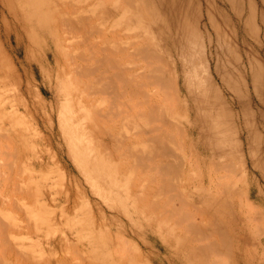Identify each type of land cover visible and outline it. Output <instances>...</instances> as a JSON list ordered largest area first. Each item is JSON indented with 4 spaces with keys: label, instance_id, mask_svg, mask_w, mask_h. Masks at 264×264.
<instances>
[{
    "label": "rangeland",
    "instance_id": "rangeland-1",
    "mask_svg": "<svg viewBox=\"0 0 264 264\" xmlns=\"http://www.w3.org/2000/svg\"><path fill=\"white\" fill-rule=\"evenodd\" d=\"M5 1L9 2L10 0ZM50 1L54 2L55 0ZM63 1L68 4L63 17H73L77 12L86 18L85 24L88 30H83L81 22L75 23L74 27L64 28L59 21L60 17H57L58 22H55L53 32L58 33L61 40L58 42L60 48L57 52L59 55L55 56V52H51L48 57L44 56L39 62L40 66L37 64V66L30 67L23 63V61L26 62L25 50L27 51L28 48H24V43L18 47L14 35V42L11 45L7 42L4 43L5 32H2V37L0 35V41L4 43L2 49L10 59H15L19 63L18 67L14 60L15 69L17 66L18 74L22 78L24 77V86L30 84L36 90L35 88L38 89V85L41 83L42 90L40 92L45 93H43L45 98L40 96L48 107L46 113L37 108L26 110L22 102L24 95L20 94L18 82H15L17 80L8 77L0 69V103L3 104L6 111L8 110L4 113L3 118L0 115V264H4L6 261V264H205L209 258L208 263H212L214 260L216 264H224L226 258V261H230L231 264L232 262L233 264H264V246L261 243V240H264V219H261L264 216V105L260 100L263 97L264 102V48H258V32L256 31H259L260 23L251 17L248 0L231 2L234 4L233 11L226 8L223 0H194L196 9L193 7L191 14H185L186 16L183 15L176 20L171 19L167 13V16L158 17L155 21L154 17L158 15H153L155 24L151 29L145 26L144 18L141 20L138 17L135 20L132 17V10H130L132 6L138 7L142 4L147 6L148 2L145 0H135V6L130 7L125 4L127 2L124 0ZM148 1L151 2V0ZM152 1L156 2L160 12L166 8L163 0ZM170 1L172 2V0H165L171 4ZM0 2L1 18L3 7L1 0ZM206 2L216 6L213 11L216 26H213L205 16L203 7L207 4ZM12 3L17 7L19 0H12ZM187 4L188 0H185V5ZM117 6L122 10H117ZM252 7L254 10L257 9L256 12L264 13L262 0H253ZM219 9L227 17L229 16L228 20L223 22L225 17L224 14H220ZM74 10L75 12H73ZM243 10L245 12L239 21L237 13L241 14ZM114 12H119V15L111 16ZM246 20H249L250 24L255 21L253 24L255 31L252 30L253 25L247 24ZM219 24L223 26L219 27ZM9 26L14 31V25L11 23ZM110 29L117 31L118 34L121 33L122 38L112 36V33L109 32ZM102 31L107 32L106 36L114 40L113 44L116 47L124 45L123 47L129 48L128 53L130 54H128L127 61L125 60L127 66L133 65V63H145L144 58L136 54V48L140 45L142 48L148 43L149 46H146L159 48L171 62L178 58L177 54L180 52L188 62L187 69L190 71L192 63L189 58L190 48H192L198 53V58L203 59L199 56H204V63L206 61L205 65L208 66L207 72L209 70L210 76H208L225 102L233 111L241 110L240 120H235V124L232 122V126L236 125L233 128H237L240 132V149L237 154L243 175L240 174L234 178L231 175L229 177L228 173H225L223 177L214 175L215 185L212 187V198L216 203L207 208L224 221L230 242L228 248L221 249L223 252L217 251L211 257H205L196 249L198 242H196L197 244L192 243L194 236L187 231L186 224L179 223L180 221L177 220L179 214L182 212L187 214L185 212L189 213V210H192V205L190 206L188 203L190 201L192 204V134H188L184 140L182 138V141L178 136L174 138V132L171 129L166 131L169 132L167 133L169 142L166 146L178 157H183L185 161L186 180L184 182L188 190L184 194L187 198L184 197L188 202L177 198L172 192L160 193L158 198L160 201L162 200V204L168 198L169 200L166 202L167 204H163L162 208L155 211L141 200L134 201L132 194L135 195L138 192L137 189L126 190L123 185L126 183L125 180L129 182V178L132 177L136 180H144L149 186V180L154 173L151 171L145 174L140 166L138 169L131 170L132 163L128 162L124 155L126 139L135 134L131 133V127L125 129L120 126L117 136L121 138V143H118L120 142L118 139L115 145L106 148L102 143L99 131L85 126V121L80 119L78 95L75 90H72L71 93L66 85L67 78L63 74V70L69 69L65 61V54L68 48H80L87 52L86 48H89L93 43L101 48L104 45L105 36ZM82 33L85 36L81 38L79 35ZM261 36L264 38L262 34ZM262 37L261 39H263ZM45 38L47 37L43 33L38 35L36 43L40 48L36 44L32 45V48H35V53H42L40 44L45 45ZM50 41L52 49H55V44L52 40ZM16 49L20 52L21 61L15 56ZM104 55L103 53L101 57ZM33 68L37 71V79L34 77ZM38 68H41L45 73V79L38 73ZM251 71L254 72V75L260 74L256 77L258 84L262 82L261 87L260 84L255 87L253 80L248 78V72ZM243 80H246L245 83ZM50 87L54 89V92H59L61 99L51 95ZM257 91H259L258 94ZM66 92L71 103L70 110L75 119L68 121L70 122L69 130L72 132V134L68 132L69 139L73 134L77 137L73 147L69 144L70 140L67 138L66 130H63L59 124V113L66 101ZM200 93L201 90L196 89V94L200 96ZM200 97L204 98L202 94ZM259 97L261 98L259 99ZM181 99L183 106H181L182 110L178 118H180V124L183 123L186 129V127L192 126L193 118L192 100L187 98L184 88ZM200 101L203 100L200 99ZM241 104L246 108H243ZM13 106L20 108L18 114L12 111ZM52 107H54L53 118ZM247 110L252 113L251 116ZM244 117L249 118L246 119L248 122ZM9 120H13L14 129L10 128ZM49 121L51 125H49ZM214 124L216 126L219 124L218 118ZM170 131L173 133L170 134ZM249 132L252 135H249ZM119 133L127 135V137L123 136L125 142ZM116 146L119 147L118 150ZM253 160L256 163H253ZM238 187L244 190V194L241 196H238V191L236 192ZM155 198L154 196L153 199ZM169 211L173 217L170 216ZM89 212H92L94 219L89 222L88 227H83L85 231H83L82 239L78 240L77 235L80 229L78 221L88 219ZM101 212L106 214V220L102 217ZM175 212L178 214L174 215ZM253 212L262 214H257L258 218H256L257 216L255 217ZM80 222L86 224L85 221ZM3 224L7 229L5 232L2 229ZM257 227L261 228L257 230ZM88 230L89 232L94 230L92 234L96 238L94 246L98 248L97 253L94 254L89 246L91 244H88L91 239ZM4 235H6V241L2 239ZM65 235L71 239L69 238L67 241L64 238ZM89 251L91 252L89 253ZM2 261L4 262L2 263Z\"/></svg>",
    "mask_w": 264,
    "mask_h": 264
},
{
    "label": "bare ground",
    "instance_id": "bare-ground-1",
    "mask_svg": "<svg viewBox=\"0 0 264 264\" xmlns=\"http://www.w3.org/2000/svg\"><path fill=\"white\" fill-rule=\"evenodd\" d=\"M1 1H2L1 5L3 7L2 8L3 11L1 14L2 19L0 18V35L2 37L3 36L2 32H5V36H4L6 37L4 41L5 44L6 42L10 43V45L13 44L14 42L13 35L15 36L14 38L17 42L18 47L21 45V43L25 44L22 45L24 46V48H28V49L27 51L25 50L26 62L23 61V63L30 65V67H34V65L37 66V64L39 65V62L43 59V57L44 56L48 57L51 52L53 53L55 52V56L59 55L57 52L58 48H60L58 46V42H60L61 40L58 37L59 34L53 32V26L55 22H58L57 17H60L59 21H61V25L64 28L65 27L67 28L68 26L74 27L75 23L81 22L84 27L83 30L86 31L88 30L85 24L86 18L80 16L77 12L73 17H68V18L63 17L64 15L63 13H65L68 5L63 0H55L54 2H51L50 0H19L17 7L13 5L12 0H10L9 2L5 0H1ZM134 1L135 0H124V2H127L125 4H128V7L134 5ZM145 1L148 2L147 6L143 4L141 6L139 5L140 7L132 6L131 7L132 9L130 8V10H132L133 13L132 17L135 20H137L138 17H140L141 20L142 18H144L143 19L145 20L144 23L146 22L145 26L150 29L155 24L153 20L154 18L156 21L158 17L164 15L167 16V13H169L168 15L170 16V18L176 20L177 18L183 17V15L185 14L188 13L191 14L192 8L194 7V0H192V2L191 0L190 1L188 0L187 5H185V0H172V2L170 1L171 4L163 0L162 2L164 6H166V8H164L163 12H160V10L157 9L156 2L152 0L151 2L148 0ZM233 1L234 0H223V3L226 6V8L233 11L234 4L231 3ZM262 1L264 3V0ZM248 2H249L248 9L251 17L254 20L257 19L255 21H259L260 23V28H258L259 31H256L258 32V37H257V42L259 43L258 48H264V41H263L264 38L261 36V34L264 36V13L262 11H261L262 13L256 12L257 9L254 10V7H252L253 0L252 1L248 0ZM206 3H207L206 5L203 4L205 16L206 18H208L209 22L213 24V26H216V24H214L216 19L213 12L215 11L214 9L216 8V6L210 4L209 2ZM128 7L127 9H129ZM118 8L116 9L120 11L122 10L121 8L119 9ZM194 8L196 9V6ZM73 12H75V10ZM219 12L220 14L221 13L224 14L220 9ZM244 12L245 11L243 10L241 14L237 13V18L239 21H241ZM117 15H119V12H114V14H112L111 16L115 17ZM153 15L154 16L158 15V16H155L153 18ZM223 16L225 17L224 18L225 20H223V22L226 21V19L228 20L229 16L227 17L226 14H224ZM248 21L249 20H246L247 24H250L248 23ZM255 21H253V24ZM11 23L12 25H14V31H12V28H10L9 26V24ZM140 23H142V21H140ZM117 24L118 23L116 22V26ZM137 24H139V22H137ZM253 24L250 25L252 26ZM221 26L223 25L219 24V27ZM252 30H254V25L252 27ZM102 32L105 36L103 39L104 45H102L101 48L98 47L96 43L95 44L93 43L89 46V48H86L87 52L81 50L80 48H76V49L68 48V51L65 54L66 56L65 61L69 69L63 70V74L67 78L66 85H68L71 93L72 90H75L78 95L80 119L85 121L84 123L85 126H90L99 131V133L102 136V143L106 148L115 145L116 142H118V139L120 141L121 138L120 137L118 138L117 136L118 135L117 130H119L120 126L125 129L127 127L128 128L131 127L130 129L132 130L131 133L132 134L135 133V134H133L128 139H126V142L124 137L125 136L127 137V135H121L123 133L121 132H120L121 134L119 133L121 137L124 136L123 141L125 143L122 142L124 143V148L126 150V153L124 155H126L128 162L132 163L131 170L135 168L138 169V166H140L143 173L147 174L148 172L151 171L154 173L151 175L152 176L151 180H149L150 183L149 186L144 182V180L140 181L132 177L129 178V182L128 180H125L127 185L126 183H123V185L125 186L126 190L128 189L134 190V188L137 189L138 192L135 195L132 194L134 201L137 199L141 200L143 201V203L146 204V206L148 207L151 206V208L154 209L155 211L159 208H162V206H164L163 204L164 203L167 204L166 202L169 200V198L167 197L168 198L167 201L163 202L162 204V200L160 201L158 198L159 197L158 195L160 193L172 192L174 196H176L179 199L186 200L187 198L184 195L185 191L188 190L184 182L186 180L185 170H184L185 161L183 157L182 158L180 156L178 157L176 153H173L166 146L167 143L169 142L168 141L169 135L167 134L169 132L166 131L171 129L174 133L170 131V134L173 133L174 138L175 136L176 137L178 136V138H181L180 140H182V138L184 140L188 134L189 135L192 134V204L190 203V201L188 202L186 200L190 204V206L192 205V210L190 209L189 213L185 212L187 214H184V212H182V214H179L180 216H178L179 219L177 220L180 221L179 223L186 224L187 231L189 233H192V235L194 236L192 237L193 239L191 238L192 243L197 244L196 242H198L196 249L198 252L203 253L205 257L209 258L211 257L212 254L216 253L217 251L219 252L222 251L221 249L223 248L224 249L226 247L228 248L230 239L226 227L224 226V221L221 218L215 216L207 208L208 207L210 208V206L212 207L216 203V201L212 198L213 197L212 187L215 185L214 175H216L217 177L218 176L223 177L225 173H228L229 177L231 175L232 178L238 177L240 176V174L243 175L242 167L240 169L239 166V162H238L239 156L237 154L238 150L240 149L239 146L240 132H238L237 128L234 129L236 126V125L234 126L235 120L237 121L240 120L239 115L240 113H242L241 110L239 109L240 111L235 112L225 102L220 92L213 84V81L209 77L210 76L209 70L207 72L208 66L207 64L205 65L206 61L204 63L205 60L204 56L201 55L199 56V57H203L204 60L198 58V53L193 51L192 48H190L191 49L190 58L188 57L189 59H191L190 62L192 63V68L190 69V71H188L187 69L188 62H186V59L184 58V56H182L180 52H178L177 54L178 58L174 59V61L171 62L160 51L159 48H153L152 46L150 48L148 47L149 46L148 43H146V45L148 46L144 45L146 47L143 46L141 48L140 45L138 46L140 48L138 47L136 48V54L144 58L145 63L142 64L133 63V65L127 66L126 59H128L127 58L128 54H130L128 53L129 48H127V46L123 47L124 45L123 46L120 45L116 47L113 44L114 40H111L109 39V37L106 36L107 32L106 31H102ZM109 32L112 33V36L122 38L121 33L118 34V32L114 31L113 29H110ZM42 33L46 35L47 38H45V42H44L45 45L40 44L42 53L37 54L34 51L35 48H32V45L36 44L40 48L39 44L36 43V40H38V35L40 36V34ZM124 34L126 35V33ZM79 36H81L82 38V36L85 35L82 33ZM261 37L263 39H261ZM50 40H52L53 43L55 44L56 46L55 49H52ZM4 43L0 41V69H2V71L6 73L8 77L17 80L15 82H18L17 85L19 92H21L20 94L24 95V99L22 100V102L24 103V108L26 110L37 108L38 110L40 109L41 112L46 113L48 107L46 102L44 103L43 101L44 99L41 97L43 96L45 98L44 95L45 93L43 91L42 93L40 92V90H42L40 88L41 83L40 85H38V89L34 87L36 90H34L32 88V85L28 83H27L28 85L24 86V79H23L24 77L22 78L21 75L18 74L19 71L16 70L17 66L19 67V63L17 62V60L14 59L16 61V64H18L15 69L14 60L10 59V57H8V55L2 49L4 47ZM130 43L132 44V42ZM201 52L203 51L201 50ZM103 53L105 55L101 57ZM15 54H16L15 56L19 60L20 52L18 51V49L15 50ZM134 59L137 60V58ZM216 67L218 68V66ZM33 70H34L33 71L34 77L35 79H37L38 76L37 71L35 68H33ZM38 73L45 79V75H44L45 73H43L41 68H38ZM257 75L260 74L257 73ZM257 75H254L253 71H251L250 73L248 72V78L250 77L253 80L252 82L254 83V86L257 87V85L260 84L259 86L261 87L262 80H259L261 83L258 84L257 82L258 78L256 77ZM243 81L245 83L246 80ZM260 87H259V91H260ZM183 88L184 91L186 92L187 98L189 100L190 99L192 100L193 122H192V126L190 125L191 127L188 126L190 127L189 129L186 126L185 129L183 123L180 124L179 122L180 118H178L182 110L181 106H183L181 99V93L183 92ZM49 89L53 97L55 98L56 96L60 97L59 92L57 93L54 92V89L52 87H50ZM196 89L201 90L200 96L202 94V96L204 97L203 99L199 96V94H196ZM259 91H257V94L259 93ZM238 96L241 95L238 94ZM261 97H259V99ZM34 98L36 99V101ZM200 99L203 101H200ZM262 99L263 97L260 100L264 105ZM70 105L71 103L68 99V95L66 92V101L64 102L63 108L59 113V124L63 130L64 129L66 130L65 133L68 139H69L68 132L72 134L71 130H69L70 122L68 121L75 120L74 114L70 110ZM242 107L244 108L245 105L244 106L242 105ZM12 108H13L12 111L14 113L18 114V112L20 111V108L18 106L17 107L13 106ZM53 109L54 107L51 108L52 118L54 116ZM248 110L247 113H251L249 112L250 110L249 111ZM7 111L3 106V104L0 103V115L2 116V118L5 116L4 113ZM244 111L246 112V109H244ZM251 115L252 113L250 114V116ZM215 117L218 118V122H219L217 126L216 124H214V121H216ZM246 119L249 118H245V120ZM9 121H10L9 123L10 128L14 129L13 120H9ZM232 122L234 123L233 124L234 128L232 126ZM49 125H51L50 121H49ZM247 127H249V125H247ZM184 132L187 133L184 134ZM250 132L249 135H252L250 134ZM76 139L77 137L74 136V134L71 135L69 139L70 140L69 144L72 147L74 146V141ZM249 139L252 140V138L250 137ZM118 143L120 144L121 141ZM120 147H122V145ZM117 148L119 147L116 146V149ZM253 163H256L255 160H253ZM157 188L158 190H156ZM97 189L99 190V188ZM236 192L238 196L244 194V190L239 187L238 190H236ZM153 195L156 197L155 199H153L154 198ZM147 196H149L150 198H148ZM152 199H153V203L151 202ZM226 200L227 199H225V201ZM249 201L250 200L248 199V203ZM173 208L175 209V207ZM165 212L166 211H164L163 213ZM259 213L257 214L258 215L262 214ZM171 214L172 213H170V216H172ZM177 214L178 213L174 215ZM252 214H255V212H253ZM257 214H255L254 216L256 217ZM89 215L90 216L86 220L78 219L79 220L78 223L80 224L78 235L76 234L78 236V240L82 239L83 231H85L83 230V227H88L89 222H91V220L94 219V217L92 216V212H89ZM101 215L106 220V214L101 212ZM126 215H128V213H126ZM263 217L264 216L260 218L263 220L264 219ZM256 218H258V216ZM253 220H255V218H253ZM80 221H85L84 223L88 225L83 224ZM178 225L180 226V224ZM260 228H258L257 230H259ZM2 229H4L3 232H5L6 226L4 224ZM93 231L94 230H90L89 232L88 230L89 232L88 235H91L89 236L91 237V239L89 240L90 242L88 244H91L89 246H91L90 249H92V253L94 254L97 253L98 248L94 246L96 242L95 240L96 238L92 236ZM64 238L67 241H69L70 237H68V235H65ZM2 239L6 241V235H4ZM65 239L62 240L66 241ZM261 243L264 246V240H261ZM90 252L91 251H89V253ZM226 259L224 260L225 261L224 264H231L230 261H226ZM209 260L205 264H207ZM3 262L4 261H2V263ZM6 263L7 261L4 264ZM208 264H216V261L213 260L212 263H208Z\"/></svg>",
    "mask_w": 264,
    "mask_h": 264
}]
</instances>
